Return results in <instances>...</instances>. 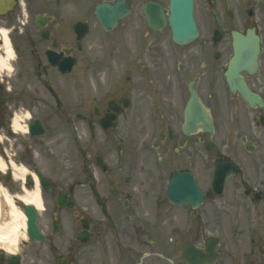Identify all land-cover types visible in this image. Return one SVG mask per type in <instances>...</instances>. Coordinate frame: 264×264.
Wrapping results in <instances>:
<instances>
[{
  "label": "flooded vegetation",
  "instance_id": "af4514ba",
  "mask_svg": "<svg viewBox=\"0 0 264 264\" xmlns=\"http://www.w3.org/2000/svg\"><path fill=\"white\" fill-rule=\"evenodd\" d=\"M103 1L116 0H0L4 179L15 197L38 183L43 235L17 258L0 247V264H264V0H195L184 43L168 21L151 26L143 0L105 30ZM250 28L254 100L225 78L232 32ZM193 181L197 205L169 196Z\"/></svg>",
  "mask_w": 264,
  "mask_h": 264
},
{
  "label": "water",
  "instance_id": "95a60500",
  "mask_svg": "<svg viewBox=\"0 0 264 264\" xmlns=\"http://www.w3.org/2000/svg\"><path fill=\"white\" fill-rule=\"evenodd\" d=\"M122 4L123 3L119 1L113 5L108 3H102L98 5V13L105 28L109 29L110 27H112V25L117 21V18L124 15L126 11H121L120 9ZM146 5V8H148L150 19L152 21L163 20V13L161 10V5L159 3L151 2L147 3ZM193 6V0H171L169 21L172 27L174 38L179 42L189 41L198 33L193 17ZM150 7L152 8L150 9ZM235 36L237 40V54H240V56L246 58L247 64L245 65L250 66V64L252 65V63L253 65H256L257 53L259 51L257 41L255 40L254 43H252V41L244 43L241 40V36L239 34L235 33ZM242 67V62L241 60H239V69ZM228 75L230 78V82H232L234 79V68H230V70L228 71ZM241 90L247 95L250 94L245 86ZM190 189L192 190V188ZM26 209L30 218L28 223L30 231L35 235L36 232L34 231V219L36 210L32 204L27 205Z\"/></svg>",
  "mask_w": 264,
  "mask_h": 264
},
{
  "label": "bare ground",
  "instance_id": "6f19581e",
  "mask_svg": "<svg viewBox=\"0 0 264 264\" xmlns=\"http://www.w3.org/2000/svg\"><path fill=\"white\" fill-rule=\"evenodd\" d=\"M18 125V122H15ZM7 164L0 157V245L8 249L9 252H14L17 249L19 241L27 236L26 214L14 197L8 192L4 183V173ZM14 175L24 177L27 172L26 168L19 167L15 169ZM21 200L25 204H34L39 209L41 208V199L38 183L35 189L27 194L21 195Z\"/></svg>",
  "mask_w": 264,
  "mask_h": 264
},
{
  "label": "rangeland",
  "instance_id": "374dc122",
  "mask_svg": "<svg viewBox=\"0 0 264 264\" xmlns=\"http://www.w3.org/2000/svg\"><path fill=\"white\" fill-rule=\"evenodd\" d=\"M39 1H43V0H37V2H39ZM202 3V4H204V1L203 0H198V3ZM22 193H24L25 194V192H22Z\"/></svg>",
  "mask_w": 264,
  "mask_h": 264
}]
</instances>
